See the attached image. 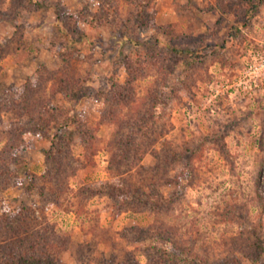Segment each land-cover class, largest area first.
Here are the masks:
<instances>
[{
    "label": "rangeland",
    "instance_id": "obj_1",
    "mask_svg": "<svg viewBox=\"0 0 264 264\" xmlns=\"http://www.w3.org/2000/svg\"><path fill=\"white\" fill-rule=\"evenodd\" d=\"M14 252L264 263V0H0Z\"/></svg>",
    "mask_w": 264,
    "mask_h": 264
},
{
    "label": "trees",
    "instance_id": "obj_2",
    "mask_svg": "<svg viewBox=\"0 0 264 264\" xmlns=\"http://www.w3.org/2000/svg\"><path fill=\"white\" fill-rule=\"evenodd\" d=\"M246 6V10L247 11H251L254 8H256L254 5H251L250 7L248 5ZM57 30L59 31V34L62 33V29H59V27L57 28ZM45 258L42 257H37L35 254H30V253H26L25 254H21V253H11L9 254L7 257V262H5V264H40L42 261H45L47 258L46 253H44ZM255 264H264V263H255Z\"/></svg>",
    "mask_w": 264,
    "mask_h": 264
},
{
    "label": "crops",
    "instance_id": "obj_3",
    "mask_svg": "<svg viewBox=\"0 0 264 264\" xmlns=\"http://www.w3.org/2000/svg\"><path fill=\"white\" fill-rule=\"evenodd\" d=\"M43 25H48V24H45V23H44ZM44 27H46V26H44Z\"/></svg>",
    "mask_w": 264,
    "mask_h": 264
}]
</instances>
